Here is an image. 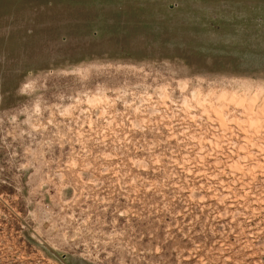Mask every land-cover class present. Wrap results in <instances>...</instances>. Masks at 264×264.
Listing matches in <instances>:
<instances>
[{
    "label": "rangeland",
    "instance_id": "1",
    "mask_svg": "<svg viewBox=\"0 0 264 264\" xmlns=\"http://www.w3.org/2000/svg\"><path fill=\"white\" fill-rule=\"evenodd\" d=\"M0 264H264V0H0Z\"/></svg>",
    "mask_w": 264,
    "mask_h": 264
}]
</instances>
